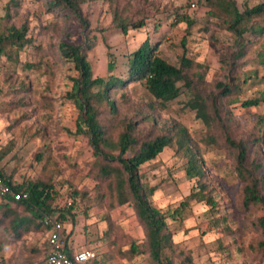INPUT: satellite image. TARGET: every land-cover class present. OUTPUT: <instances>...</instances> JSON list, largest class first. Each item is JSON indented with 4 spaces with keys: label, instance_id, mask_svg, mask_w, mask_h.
Listing matches in <instances>:
<instances>
[{
    "label": "rangeland",
    "instance_id": "1",
    "mask_svg": "<svg viewBox=\"0 0 264 264\" xmlns=\"http://www.w3.org/2000/svg\"><path fill=\"white\" fill-rule=\"evenodd\" d=\"M51 1L18 0L15 13L11 7L7 20L9 0H0V33L9 22L17 27L25 24L32 38L12 58L1 57L0 150L10 147L0 160L3 173L16 185L51 183L58 192L57 207L67 206L73 199L70 213L65 211L63 228L74 249L92 248L99 264H154L144 247L145 233L133 203L111 207L107 196L99 200L107 181L96 175L97 155L88 136L77 131L80 110L67 98L77 72L71 62L61 58L58 44L88 40L94 76L116 80L125 76L130 53L143 42L157 44L158 53L173 64L185 52L206 67V94L217 93L218 83L232 88L220 105L215 101L222 118L215 140L209 141L207 126L185 106L184 91L165 108L152 110L147 106L151 97L140 82L112 89L113 98L126 93L127 103L118 108L112 123L105 120L110 124L107 133L116 137L124 120L135 121L147 135L174 122L184 125L203 160L204 180L214 190L215 209L203 201H191L181 213H175L195 188L196 178L186 175L185 159L174 147H166L140 168L141 181L155 187L151 200L167 215L174 244L190 254L194 264H264L257 246L262 236L254 223L260 211L244 207L243 183L226 145L227 136L243 139L249 161L263 165L258 176L264 174V121L260 122L264 119V31L254 32L264 26V16L243 21L239 35L226 28L225 16L209 14L205 0H96L82 5L88 21L84 28L71 11L61 6L50 9ZM262 1L235 3L242 12ZM115 12L116 21L142 20L144 26L129 28L124 34L114 20ZM172 12L185 14L192 25L175 23ZM5 45V51L12 50ZM239 50L243 51L240 57ZM21 86H25L23 90ZM254 98L260 99L259 105L242 106ZM8 232L0 227V264H45L46 234L30 232L15 240ZM132 241L144 252L123 258L120 251L128 250Z\"/></svg>",
    "mask_w": 264,
    "mask_h": 264
},
{
    "label": "trees",
    "instance_id": "2",
    "mask_svg": "<svg viewBox=\"0 0 264 264\" xmlns=\"http://www.w3.org/2000/svg\"><path fill=\"white\" fill-rule=\"evenodd\" d=\"M90 1L96 0H52L49 2V8L61 6L71 11L86 28L88 21L83 17L82 5ZM106 1L111 3V0ZM205 1L209 8V14L217 16L219 13L225 16L226 28L239 35L242 33L239 26L243 21L264 16V0L242 12L238 10L235 0ZM18 4V0H9L5 6L7 20H10L11 7L15 13ZM172 13L175 23L185 22L188 26L192 25V20L185 14ZM113 17L116 21V12ZM118 21H116L118 28L124 34L129 28L138 29L144 26L142 20L127 22L118 19ZM263 31L264 26L254 30L259 34ZM5 43L12 48L11 51H5ZM31 43L32 38L29 36L27 25L22 24L17 27L9 22L5 32L0 33V67L2 56L12 58L13 53L15 54L17 50ZM91 48L92 43L88 40L80 44L67 42L58 44L61 58L71 62L77 72V76L73 78V90L67 93V98L72 100L80 110L77 131L88 136L97 155L96 175L99 179L107 181V188L104 193H101L99 200L102 201L107 196L111 207L133 203L136 216L145 233L144 247L154 264H194L191 255L178 250L174 244L171 232L167 227V215L152 203L151 197L155 187L148 186L141 181L140 168L144 163L155 159L166 147H174L175 152L185 159L186 175L196 178L195 188L185 197L175 213L182 212L183 208L191 201H203L211 209H215L217 202L213 197L214 190L204 180L203 160L191 143L187 128L178 122L162 127V130L154 135H147L137 128L135 121L124 120L121 124L122 129L117 136L109 135L107 129L110 124L107 125L105 120L112 123L117 117L118 108L124 107L127 103L126 93L121 92L118 98H113L111 91L116 88L121 89L129 83L140 82L151 97L147 106L152 110L165 108L167 102L176 99L184 91L186 94L185 106L193 110L196 117L207 126L209 141H213L216 135L215 129L222 125L221 114L215 101L218 100L220 105L222 99L230 94L232 88L218 83L217 93L206 94L203 87L206 67L202 63L188 57L185 52L179 57L178 64L170 63L158 53L157 44L151 45L147 41L130 53L128 69L123 78L116 80L94 76L88 59V51ZM238 53L240 57L243 51L239 50ZM25 66L32 68L33 65L25 63ZM24 87L21 86V90ZM259 104L260 99L256 98L242 102V106L245 107ZM224 117L228 123V117ZM263 121L264 119H260V122ZM226 145L234 155V168L243 183L242 201L244 207L247 209L252 206L260 211L254 223L262 236L257 246L264 255V174L259 176L257 174L263 165L249 161L248 147L243 139L233 140L227 136ZM9 150L10 147L0 150V160ZM129 152L131 154L128 156ZM0 175L11 180L3 173L1 166ZM11 187L15 191H28V196L19 200H15L9 195L0 197V227L9 230L8 234L15 240L30 232L46 234L48 228L43 225L42 218L49 215L65 222L66 215H68H65V211L70 213L74 206L73 199H70V205L57 207L54 203L58 192L51 183L29 181L18 185L12 184ZM74 196L76 195L74 194ZM62 234L64 235V228ZM64 240L67 252L73 253L79 250L74 249V246L67 242L66 235H64ZM46 248L45 242L44 261ZM142 252L144 250L132 241L129 249L121 250L120 254L123 258L132 259ZM86 264H99V262L98 259H95Z\"/></svg>",
    "mask_w": 264,
    "mask_h": 264
},
{
    "label": "built area",
    "instance_id": "3",
    "mask_svg": "<svg viewBox=\"0 0 264 264\" xmlns=\"http://www.w3.org/2000/svg\"><path fill=\"white\" fill-rule=\"evenodd\" d=\"M12 184L14 183L11 180L0 175V197L9 195L13 199L19 200L28 196V191H15L11 187ZM67 205H70V201L67 202ZM41 221L48 228L45 236L46 264H86L98 259L96 253L89 248H82L73 253L67 252L62 234L63 222L59 218L46 215Z\"/></svg>",
    "mask_w": 264,
    "mask_h": 264
}]
</instances>
